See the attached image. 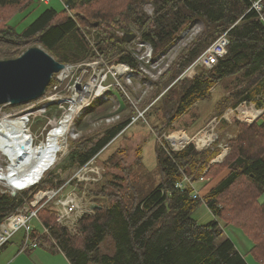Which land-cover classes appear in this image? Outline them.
<instances>
[{
  "label": "trees",
  "instance_id": "trees-1",
  "mask_svg": "<svg viewBox=\"0 0 264 264\" xmlns=\"http://www.w3.org/2000/svg\"><path fill=\"white\" fill-rule=\"evenodd\" d=\"M31 1L0 0V8L6 15L0 20V61L16 59L30 46L42 47L64 65L92 60L97 54L84 37L86 26L97 30L98 51L111 65L125 62L140 70L135 54L126 47L124 35L136 34L140 41L150 43L154 56H158L168 51L194 21L204 24V30L181 46L169 68L154 81L150 95L139 103V107L151 105L146 115L161 112L164 122L155 121L154 126L158 135L209 99L227 78H234L236 84L231 93L234 106L245 102L250 107L264 108V0L261 13L252 8L256 0H62L65 7L62 12L46 9L23 32H18L8 21L23 12ZM148 5L153 7L152 14L146 10ZM73 14L76 19L71 17ZM226 32L227 54L212 69L199 68L180 79ZM121 96L120 108L100 117L120 115V119L104 123L95 135L76 141L64 172L84 166L125 133L136 110ZM229 98L221 103L228 104ZM261 119L253 125L238 123L240 133L230 142L232 152L222 163H212L221 153L220 147L214 148L219 141L205 151L197 150L194 144L173 151L168 148L169 142L162 141L157 148L159 184L146 191L135 187L130 178L126 185L114 183L116 187H111L119 190L108 194L114 197H110L109 204L82 220L80 238H70L56 224L50 206L42 208L39 217L51 228L70 264H249L225 236L223 225L230 224L237 225L251 239L254 247L250 253L257 263L264 264V202L259 201L264 193ZM124 153L125 150L118 149L107 164L121 168ZM141 155L142 148L138 159ZM131 169L125 167L128 172ZM185 176L201 183L200 190L221 178L201 199H193L191 188L184 191L176 188ZM201 177L205 179L202 182ZM56 179L60 177L51 174L16 197L0 192V224L26 199H32L38 187L58 188L64 184ZM106 192L107 187L102 194ZM202 203L215 217L206 225L193 218V212ZM45 239L49 240L47 236ZM107 242L115 246L114 255L101 252Z\"/></svg>",
  "mask_w": 264,
  "mask_h": 264
},
{
  "label": "rangeland",
  "instance_id": "rangeland-1",
  "mask_svg": "<svg viewBox=\"0 0 264 264\" xmlns=\"http://www.w3.org/2000/svg\"><path fill=\"white\" fill-rule=\"evenodd\" d=\"M49 8H54L57 12H62L65 9L62 0H51L49 4H44L41 2V0H32L31 3L28 5V7L23 12H19L16 16L12 17L8 21V24L9 26H13L14 28H16L18 32H23L30 24H32L38 18V16H40L46 9ZM146 10L150 14H152L153 7L151 5H148L146 7ZM81 16L83 17L86 15L82 14ZM5 18L6 15L3 13L2 8H0V20H4ZM72 18L76 19L74 14ZM190 25L191 27L193 25L194 27L198 28L197 30L198 34L204 30V24L201 21H194ZM84 26L85 24H83V27ZM83 34L86 40L89 42L90 46L93 49H95L96 54L100 53L98 51V46H97L98 43L96 41V37L98 35L97 30L85 26V28L83 29ZM185 42L186 40L179 42V44L183 45ZM180 48L179 46L172 48L173 49L172 53L160 64L158 70L155 71L154 73L155 78H158L166 71L165 69L168 68V66H170L171 62L178 54ZM85 62L87 63L89 61H84L74 64L77 65ZM67 65H72V64H66V66ZM197 69L196 72L200 70ZM146 70L147 72L152 71L151 69L148 68H146ZM81 74L82 73L80 72L79 75H77L78 78L80 79H82ZM52 81H53L52 85L49 86L50 88L56 84V79L54 80L52 79ZM73 84L74 82L71 83V87L73 86ZM65 85L66 83L63 84L62 86ZM138 85H140L139 81L134 83L133 86L129 87V90L132 92L131 94L132 101H134L136 104L137 103L141 104V101L147 98L150 94L147 93L145 95V93L148 91L141 89V87H138ZM235 86L236 84L234 83V78L224 79L223 82L214 89L209 99L200 102L198 106L195 107L193 110H191L189 114L183 116L178 121H176L174 125L170 126L172 128L169 127L165 128L164 132H162L161 135L156 134L154 131V126H156L155 121L159 120L161 122H164L162 120L161 112L159 113L152 112L151 114H147L146 120L142 119L134 123L133 125H130L125 130V133L122 136L117 137L105 150H103L100 153L97 162L89 166L94 170L99 171L100 176L94 173L90 174V177L93 179H97V181L95 182L86 181L79 183L81 188H80V192H78L77 194L80 197H84V199L88 201H93L101 206L102 205L104 206L110 203V199H111L110 197L112 196L108 197V194H116V190L117 189L119 190L118 187L117 189L111 187L113 185L116 187L114 183H117V185L118 184L126 185L128 179L130 178V181L135 187L145 189L146 191L150 190L151 188L159 184L161 180L159 166H158L157 148L160 146V143L162 141H167V143L169 142L168 143L169 149H171V147L173 149L174 147L171 144V142L168 140L169 137H171V140L172 138L174 139L178 138L172 141L177 147H180L184 143L189 142V138L192 139L193 137H196V135H198L199 133L202 132L204 133L206 129L210 128L213 129L214 134L218 137L217 141H219L218 142L219 146L220 145L228 146V150H229L228 154L230 155V153L232 152L230 142L234 141L240 133V128L238 127V123L245 125H253L256 121H258L261 118L262 119L260 120V122L264 121V117H263L264 108L257 109L255 107H250L245 102L243 103L241 102L236 106H234L235 101L232 98V94H233L232 92L235 90ZM61 87H59V89ZM50 88L49 90H47V92H50L53 89V87L51 89ZM116 94L120 97V99H122V96L118 92ZM60 97H65V95L61 94ZM228 97H230L228 99V104H225L227 102L221 103V101L224 98H228ZM42 106L43 103L40 101L38 102L36 101V103L32 102L21 106H13V107L5 106V105L0 106V121L4 117H9V119L11 120H17L25 114H30L27 130L29 131V137L31 136L30 139L32 140V147H38V146L40 147L42 144L48 143V138L50 133L61 125V122H63V120L65 119L64 115L68 111V107L66 109H58V110H53V109L48 110L46 108L44 110L45 113H40L41 111L40 109ZM145 108H146L145 105L143 107H139V109L142 110H144ZM115 109L116 107L112 103H94L92 104L91 108L82 117L77 118L76 121L72 122V124L69 123L68 129L70 132H68L67 134L65 145H63L62 149L58 152L57 161L44 174L42 180L44 181L51 174H54L55 176L58 175L60 179H56V181L57 182L63 181L64 184L62 186H64L72 178H74V176L80 170V168L77 167L75 169H71L64 172L63 167L68 163L67 158L70 155V153L74 150L75 142L79 141L81 138L95 135L96 131H98L101 128V125L104 124L99 122V118L105 114L114 111ZM245 110L247 111L258 110V111L257 112L253 111V114L247 115L245 114L247 113V111L245 112ZM230 111H234V112L232 113ZM215 118H217V120L213 124L214 128H211L210 123ZM246 119H251V120H246ZM5 120L8 121V119ZM73 133H75V135ZM101 135H99L95 140H98L101 137ZM183 135H186L187 137L186 136L181 137ZM195 146L196 149H198L199 151L206 150L202 146H199L197 143H195ZM219 146L216 144L214 148ZM140 148H142V155H141L142 158L138 159V151L140 150ZM118 149L125 150V153L122 154V156L124 157V163H121L122 164L121 168H116L111 163L107 164L106 162L107 159ZM220 149L222 151L223 148ZM33 157H35V155H33ZM216 159L214 161H216ZM32 161L33 158L30 161V163ZM9 166H10L9 159L6 156H4V153L2 151H0L1 170L6 173ZM128 166L132 168L131 172L125 170V167ZM219 178L216 179L215 181H212L211 184H209L203 190H200L203 186L201 183L196 182L195 186L197 187V190L200 192V194L203 195L209 190V188L214 186L219 181ZM72 184H76V182L74 181V183L72 182ZM62 186L58 188H45V189H41L38 187L37 190H35L32 194L34 195L39 192L59 190ZM69 186L66 187L62 193L57 195L56 198L47 205L50 206L51 215H54L53 210L56 206L55 205L56 201L58 199L64 198L67 194L73 191V188ZM105 187H107L108 193L106 192V195H103L102 191L103 189L105 190ZM0 192L10 194L11 190L7 186L0 185ZM19 194H21V192H19ZM259 201L264 202V193L260 196ZM193 218L197 220L198 223L201 225H206L211 221L215 220V217L207 208L205 203H202V205L193 212ZM31 225L41 230V227L38 225V222L36 220H33L31 222ZM223 227L225 229V234H226L225 236L231 239V241L235 244L237 249L239 248L240 250L242 249L245 250L244 251L245 255L243 254L242 255L245 258L249 256V258L254 260L252 254L250 253L252 248L254 247L251 239L248 236H246V234L242 232V230L235 224L223 225ZM23 237H24V231H21L13 238V241L14 242L22 241ZM70 238H80V237L70 236ZM44 241H46V239H44ZM49 246H50L49 248H44V249L53 248V245H49ZM10 248L11 246L8 247L6 250L0 252V264L5 258L3 254ZM101 252L106 253L108 255H114L115 246L108 244L107 242L102 245Z\"/></svg>",
  "mask_w": 264,
  "mask_h": 264
},
{
  "label": "built area",
  "instance_id": "built-area-1",
  "mask_svg": "<svg viewBox=\"0 0 264 264\" xmlns=\"http://www.w3.org/2000/svg\"><path fill=\"white\" fill-rule=\"evenodd\" d=\"M262 1L263 0H256L253 3L252 8H254L258 13H261L262 11ZM41 2L44 4H49L51 0H41ZM71 17H73V15H71ZM262 19L264 20L263 17ZM197 30V27H194L193 25L191 27L190 25L182 32L174 45L170 47L168 51L158 56H154L153 47L148 42L140 41L138 38H136L131 43H128L126 47H128L129 50L135 54L139 61L140 70L135 69L125 62L111 65L109 61L100 53H97V57L89 60L87 63L85 62L77 65H67L64 70L55 75L57 82L53 86V89L50 92H47L43 98L38 100L43 103L40 113H45L44 110L46 108L48 110H58L66 109L68 107V111L65 113L64 118L66 119L67 116L71 115L69 123L72 124V122L76 121L77 118L82 117L94 103H112L115 105L116 109L120 108V97L116 94L118 92L120 95L125 96L136 110V113L131 117L132 120L130 125H133L142 119L146 120V113L148 112L151 105L146 107L144 110L139 109V103L136 104L134 101H132V92L129 90V87L133 86L134 83L139 81L140 85H138V87L148 91L145 93V95L149 93V91L154 86V81L160 77H154L155 71L158 70L160 64L172 53V48L178 46L180 48L181 46H185L188 41H191L198 34ZM185 40L186 42L183 45L179 44V42ZM228 46L229 39L226 32L217 38V40L187 69V71H185L180 79L192 74L197 68L212 69L218 63L219 59L227 54ZM146 68L151 69L152 71L147 72ZM80 72L82 73V79L78 78L77 76ZM72 82H74V84L71 87ZM65 83L66 85L62 86ZM59 87L61 88L59 89ZM61 94H64L65 97H60ZM159 98H157V100ZM253 111L257 112L258 110ZM230 112L233 113L234 111ZM29 119L27 120L28 124ZM119 119L120 115L106 116L104 118H99V122L112 124L117 122ZM216 120L217 118H215L210 123L211 128H214L213 124ZM27 133H29L28 130ZM73 134L75 135V133ZM185 136L186 135H183L181 137ZM168 140L174 146L173 149L171 147L173 151H181L188 145H195V143H197L199 146H202L204 149H208L215 144V142L218 140V137L214 134L213 129L208 128L204 133H199L192 139L189 138V142H186L180 147H177L174 144V142L171 140V137H169ZM202 140L203 142H201ZM219 147L223 149L216 161H214L215 163L222 162L226 158L229 151L227 145H220ZM99 155L100 154L95 156L84 166L80 167V170L76 173L74 178H72L59 190L45 191L34 194L32 199H26L25 203L21 207H19L15 212L11 213L0 224V249L9 244L19 232L24 231V237L22 239L21 246L22 251H28L30 249L37 248H49V245H53L54 248L61 250L56 240L52 236L51 228L45 226V224L40 219L39 211L47 206L52 200H54L56 196L62 193L69 185V187L73 188V191L67 194L64 198L58 199L56 201V206L53 210L55 221L59 227L65 229L68 232L69 236L81 237L83 234L81 228L82 220L85 217L93 216L97 210L96 208L100 207L101 205L93 201H88L84 199V197H80L77 194L80 192L81 188L79 183L86 181H97V179L91 178L90 174L94 173L100 176L99 171H96L89 166L97 162ZM204 180V177L200 178L201 182ZM74 181L76 184H72ZM195 183L196 182H194L191 177L185 176L183 181L176 184V188L182 191L191 188L194 190L193 199H201V194L197 190ZM31 188L20 190L19 192H23L28 189L30 190ZM33 220L38 222L41 230H38L36 227L31 225ZM46 236L52 242L49 240L44 241Z\"/></svg>",
  "mask_w": 264,
  "mask_h": 264
},
{
  "label": "water",
  "instance_id": "water-1",
  "mask_svg": "<svg viewBox=\"0 0 264 264\" xmlns=\"http://www.w3.org/2000/svg\"><path fill=\"white\" fill-rule=\"evenodd\" d=\"M123 39L126 43H131L136 39V34L124 35ZM66 68V65L58 62L53 58L45 49L40 46H33L27 49L21 56L16 59L0 61V106H21L29 104L41 99L51 83L54 75L60 73ZM7 133H12L11 137L19 138L21 135L15 130L8 131L6 126L0 128V134L3 137H9ZM21 133L26 135L27 130H23ZM10 137V138H11ZM29 140L30 137H29ZM14 148L17 154H24L25 156L30 152L31 145L29 142L14 141ZM57 149V148H56ZM46 150H41L45 152ZM6 156V155H4ZM12 165L10 157L6 156ZM18 156L17 163L21 161ZM16 158V159H17ZM57 156H53L51 162L40 179L28 186V188L37 185L43 178L44 174L55 164ZM214 163V162H213ZM9 166L8 170L11 169ZM21 166V165H20ZM19 166V167H20ZM7 170V171H8ZM3 171L0 168V174ZM4 172V176L0 178L8 180L10 177H19L21 172H16L13 175ZM8 183V181H7ZM20 189H12L10 194L16 197ZM101 207H97L99 209Z\"/></svg>",
  "mask_w": 264,
  "mask_h": 264
},
{
  "label": "bare ground",
  "instance_id": "bare-ground-1",
  "mask_svg": "<svg viewBox=\"0 0 264 264\" xmlns=\"http://www.w3.org/2000/svg\"><path fill=\"white\" fill-rule=\"evenodd\" d=\"M246 112V111H245ZM245 114H253V113H245ZM30 115L25 114L21 116V118L17 120H11L9 117H4L0 121V128L2 126H6L8 131L16 130L19 135V138L11 137L12 133H7L9 137H3L0 134V151L4 153V155L10 157L12 165L10 166L11 169L8 170L6 173L14 174L16 172H21L19 177H10L8 178V183L3 178H0V185H4L10 188V190L20 189L24 190L27 189L29 185L37 181L40 177H42L43 172L46 170V167L51 164L53 161V156H57L58 152L62 149L63 145H65L67 133L70 132L68 129V123L71 118V115L67 116L65 120H63L62 124L54 130L48 138V143L42 144L40 147H32L30 148V152L25 156L24 154H17L14 148V141L17 140L18 143L25 141L32 144V140H29V133L24 135L21 133L27 127V120L29 119ZM250 117V116H247ZM5 119H8L6 121ZM11 134V135H10ZM11 137V138H10ZM31 137V136H30ZM178 138H172V140H176ZM203 142V140L201 141ZM185 144V143H184ZM57 148V149H56ZM41 150H46L45 152H41ZM35 155V157H33ZM18 156H21L19 159L21 161L17 163ZM17 158V159H16ZM33 161L30 163V161ZM30 163V164H29ZM21 165V166H20ZM20 166V167H19ZM6 174V175H7ZM4 176V172L0 174V177Z\"/></svg>",
  "mask_w": 264,
  "mask_h": 264
},
{
  "label": "crops",
  "instance_id": "crops-1",
  "mask_svg": "<svg viewBox=\"0 0 264 264\" xmlns=\"http://www.w3.org/2000/svg\"><path fill=\"white\" fill-rule=\"evenodd\" d=\"M10 246L11 248L3 254L5 258L1 264H70L64 252L54 247L52 249L37 248L22 251V241L14 242L12 239L0 252ZM238 250L245 255V250L239 248ZM246 260L249 264H259L249 256L246 257Z\"/></svg>",
  "mask_w": 264,
  "mask_h": 264
}]
</instances>
